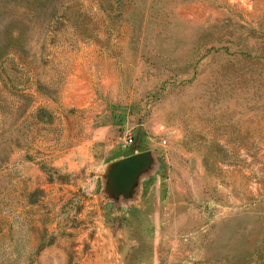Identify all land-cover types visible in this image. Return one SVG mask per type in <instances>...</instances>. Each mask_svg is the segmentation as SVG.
<instances>
[{"label": "rangeland", "instance_id": "obj_1", "mask_svg": "<svg viewBox=\"0 0 264 264\" xmlns=\"http://www.w3.org/2000/svg\"><path fill=\"white\" fill-rule=\"evenodd\" d=\"M62 2L121 25L0 0V264H264V0Z\"/></svg>", "mask_w": 264, "mask_h": 264}, {"label": "trees", "instance_id": "obj_2", "mask_svg": "<svg viewBox=\"0 0 264 264\" xmlns=\"http://www.w3.org/2000/svg\"><path fill=\"white\" fill-rule=\"evenodd\" d=\"M26 1L27 3L23 5L22 8L25 10V15L29 20H26L23 25L30 22L33 28L38 30L41 29V24H46L45 35H50L54 32V25L56 23L62 24L64 30L70 28L72 33L84 38H98L99 31L101 30L106 33L117 32L120 27L119 25H121L120 20H122V18H119L118 23H116L113 18H92L93 15L90 18L80 7L73 5V3L62 2V0ZM97 1H99V4L105 1V3L109 5L105 13L110 17V15H108V10H110L111 7V0ZM99 19L102 20L98 21ZM20 31L21 29L18 28L17 32L20 33ZM6 32L10 34L9 39L12 40L13 35H11V28H6ZM13 41H16V39H13ZM16 47L20 48L19 46ZM3 52L4 49L2 50V53Z\"/></svg>", "mask_w": 264, "mask_h": 264}, {"label": "water", "instance_id": "obj_3", "mask_svg": "<svg viewBox=\"0 0 264 264\" xmlns=\"http://www.w3.org/2000/svg\"><path fill=\"white\" fill-rule=\"evenodd\" d=\"M138 157V154H131L122 159V162L117 167V174L119 176H124L133 166L136 162Z\"/></svg>", "mask_w": 264, "mask_h": 264}, {"label": "built area", "instance_id": "obj_4", "mask_svg": "<svg viewBox=\"0 0 264 264\" xmlns=\"http://www.w3.org/2000/svg\"><path fill=\"white\" fill-rule=\"evenodd\" d=\"M127 140H128V141H130V140H131L130 136H128V137H127Z\"/></svg>", "mask_w": 264, "mask_h": 264}]
</instances>
